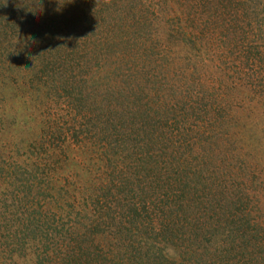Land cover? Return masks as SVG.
Returning a JSON list of instances; mask_svg holds the SVG:
<instances>
[{
  "label": "trees",
  "instance_id": "trees-1",
  "mask_svg": "<svg viewBox=\"0 0 264 264\" xmlns=\"http://www.w3.org/2000/svg\"><path fill=\"white\" fill-rule=\"evenodd\" d=\"M131 1L133 0H0V19L6 24L12 21L9 13H24L26 9L38 8L34 13H30L32 17L39 15L42 19L39 20L37 29L29 27L32 22L29 18L18 15L13 19L15 24L21 25L23 37L30 31L33 34H58L53 33L57 20L60 32L61 24L67 28L69 33L59 35L57 43L56 39H51L49 49L60 51L55 63L57 60H68L72 69L64 75L65 70H70L65 68V63H57L56 67L53 62L46 63L45 88H51L45 91L46 98H49L47 95L53 97L54 94L61 96L58 85L66 84V87H69L68 107L79 112L81 118L87 121L86 124H81V127L86 128L85 135L81 131L82 137H73L77 145L87 150L95 148V155L109 163L113 162V158H117L118 163L130 165L143 179V185L135 189L139 202H128L130 229L111 226L115 215H124L123 209L118 212L114 210L115 205L119 209L122 207L121 203L126 200L121 191L122 173H118L113 179L103 178L95 181V213L87 214V223L84 224L79 212H68L64 209L66 200L60 205L61 197L64 198L65 195L64 186L60 182H52L51 179L47 182L51 172H57L64 153L62 144L55 148L56 143H47L49 139L63 136L54 128L44 126L34 141L30 139L24 143L29 151L40 150L33 154L35 158L30 160L26 157L25 160L19 161V164L11 162L8 167L0 166V181L5 182L8 187L12 186L13 190L7 195L0 190V255L11 259L26 250L28 245V249L33 252L34 264H264V246L258 247L259 252H252L250 249H254V246L247 248L244 244H234L232 247L226 245L219 234L213 233L216 232L215 229L221 230L229 225L230 228L233 227L232 210L235 209V201H240L242 197L234 188H226L218 176L219 170L224 168L218 158L221 149L219 153H215L210 146L211 141L215 143L220 138L216 125H220L221 121L215 116V110V114L210 111L212 99H203V110L201 112L199 109L197 113L209 118L200 119L191 114L177 117L173 115V107L165 104L167 97L151 110L147 101L142 98V90L136 88L139 79L143 78L141 83L145 82V86L152 83L157 88L156 93L167 95L168 92L169 95L172 90L178 94L181 82L188 81L189 77L188 80L185 75L179 79L171 77L160 86L162 83L157 81V75L155 77V74L152 75L153 72L148 70L134 78L138 80L135 88L128 82L132 75L127 64L133 62V59H145L141 49H136L137 46H134L133 42L126 41V29L118 23L117 11L127 4L129 7ZM166 1L170 2L167 4L170 13L179 19L196 23L200 17H206L212 21L205 20L207 25L203 27L213 31H221L226 27L225 30L229 29L227 34L231 33V28L227 26L228 16H239L234 11L236 3L242 5V8H239L241 12H246L245 2H248L206 0L199 9L191 8L181 17L173 1ZM69 2L72 4H65ZM119 2L122 3L121 6H118ZM146 2L145 0L142 4H134L135 7L140 6V13L134 21V26L130 27L131 30L132 27L148 23V17H142L141 13ZM183 3L194 5L188 0H182L181 4ZM231 6L233 10L227 13L226 8ZM205 7H208L209 13L202 12ZM68 8H72L70 15ZM193 16L194 19H191ZM0 31L1 56L2 36L9 33L3 26ZM18 35V29L15 28L14 41ZM167 36L162 41L165 47L168 44ZM191 37L194 38L193 32ZM93 38L106 43L107 47L109 43L120 41L123 47L126 46L125 50L129 51H123L121 55L103 57L114 62L115 67L111 73L95 71V74H85L78 71L79 68L73 69L77 63L87 66L98 58L97 55H101L93 54L91 43L87 41H94ZM62 41L64 42L61 43ZM190 41L191 38L188 40L191 45ZM180 42L177 41L176 44ZM149 44L152 46L150 49L156 48ZM12 63L11 53L7 57L2 56L0 74L7 67L13 68ZM39 63L34 65L41 70L42 63ZM151 64L153 65L152 61ZM58 72L62 73V78ZM141 83L139 86L144 87ZM196 84L197 86H190L193 90L190 93L205 91L208 93L207 97L212 96L207 91L206 84L199 80ZM143 93L145 94V91ZM187 95L189 93L179 95L178 99L184 100ZM189 108L195 114V107L190 105ZM170 121L172 124H169ZM148 125L151 127H147ZM131 131L134 132L133 136ZM214 135L215 138H212ZM205 140L207 142H204ZM211 164L216 165V168H213L216 174L210 178H218L214 192L207 196L204 193L207 190L206 181L209 180L210 170L206 169ZM18 169L22 170L18 179L27 184L15 178L19 173ZM119 171L121 170L117 172ZM24 175L27 176L25 180L22 177ZM45 177L47 178L44 179ZM35 181L39 182L34 183ZM136 181H139V177ZM55 203L58 204L56 207ZM73 203V209L77 211L76 201ZM247 224L244 223L247 227L245 233L248 230L251 234L256 231L257 223L256 226H253L251 221ZM237 235L239 241L245 239L242 234ZM216 236L218 239H215ZM247 240L252 241V238Z\"/></svg>",
  "mask_w": 264,
  "mask_h": 264
},
{
  "label": "rangeland",
  "instance_id": "rangeland-1",
  "mask_svg": "<svg viewBox=\"0 0 264 264\" xmlns=\"http://www.w3.org/2000/svg\"><path fill=\"white\" fill-rule=\"evenodd\" d=\"M146 1L141 13L142 17H148L149 21L132 27V30L130 27L134 26V21L140 13L138 8L140 6L135 7L134 4H142L145 0H133L130 2L129 7H127V4L126 7L117 11L118 23L126 29L128 38L126 41L133 42L134 46H137L136 49H141L145 57L142 61L133 59V62L130 61L127 64L130 70L129 73L132 75L128 82L135 88L138 80L134 78L141 75V72L146 73L148 70L152 71V75L155 74V77L157 75V81L159 80L162 83L160 86L171 77L179 79L185 75L187 80L189 77L188 81L181 82L180 94H176L177 91H174V94L172 90L169 95L166 92L168 96L162 95V92L156 93L157 88L152 83L146 84V86L145 82L141 83L143 78L139 79L140 82L136 88L142 90V98L147 101V106L149 109L152 108L151 110L167 97V103L165 104L173 107V115L177 117L190 116L191 114L200 119L209 118L197 113L199 109L201 112L203 110V99H212L213 105L210 106L212 107L210 111L214 113L215 110V116L221 121L220 125H216L220 138L218 137L219 140L215 143L211 141L210 146L212 152L217 151L219 153V149H221L218 158L224 168L219 170L218 176L221 177L226 188H234L237 193H241L242 197L240 201H235L236 206L232 210L234 217L231 224L234 223L233 227L230 228L231 225H229L221 230L215 229L217 233L215 231L213 233L215 235L219 234L226 245L233 247L234 244L235 246L244 244L247 248L254 246V249L250 250L259 252L258 247L264 246V0L246 1V12H241L239 8H242V5L236 3L234 11L239 16H228L227 26L231 28V33L228 34L226 32L229 29L225 30L226 27L222 28L221 31H213V29L203 27L207 25V21H212V19L206 17H200L196 23L179 19L170 13L167 6L170 3L169 1ZM172 1L180 11L178 15L183 17V13L186 15L191 8L199 9L206 0H188V2L194 4H189V6L185 3L181 4L182 0ZM236 1L238 2V0ZM65 4L71 5L72 2ZM121 5L122 3L119 2L118 6ZM37 9H26L24 13L17 12L16 14L13 11L9 13L12 21L7 24L2 23L0 19L1 25L6 27L9 33L7 36H2L1 39L3 50H1L0 63L2 56L7 57L11 53L13 57V63L11 64L13 68L7 67L0 74V166L2 168L5 165L8 167L11 162L19 164V161L25 160L26 157L30 160L35 158L33 154L40 152V150L33 149V152L32 150L29 151L24 143L30 139L34 141L41 134L40 131L44 126L52 127L63 138L49 139L47 143H56L55 148L62 144L64 155L58 164L57 172L55 173L53 170L47 182L51 179L52 182H60L64 186L63 192L65 195L64 198L61 197L60 205H63V201L66 200L64 209L68 212H79L81 221L86 224L87 214L95 213V181L103 178L113 179L118 173H122L120 176L123 177L121 178V191L126 200L121 203L122 207L119 209L115 205L114 210L118 212L123 209L124 215L118 214L114 218L113 214L112 218L114 219L111 226L130 229L131 216H129L128 202H139L136 198L137 192L135 189L143 185V179L140 174H136L130 165L118 163L117 158H113V162L109 163L95 155V148L87 150L77 145L73 137H82L81 131L84 133L86 128L81 127V124H86L87 121L81 118L79 112L68 107L69 98L67 93L69 87H66V84L58 85L61 96L54 94L53 97L47 95L49 98H46L45 91L51 89L49 86L45 88L47 84L44 78L46 63L53 62L54 64L60 52H57V49L50 51L51 39H56L57 43L59 35L69 32L65 26L63 27V24H61L62 31L60 32V25L57 20V27L54 28L53 33L58 32V34H33L30 31L23 37L21 25L15 24L13 19L17 18L18 15L29 18L32 20L29 27L37 29L40 25L39 20L42 21V19L39 15L34 17L30 15ZM71 9L68 8V15H70ZM232 10L233 6L226 8L227 13ZM202 12L209 13L208 7H205ZM198 17L199 15L196 16V19ZM63 19L65 18L63 17ZM191 19H194V16ZM193 23L195 24L192 26ZM2 26H0V29H2ZM15 28L18 29L19 35L14 41ZM192 32L193 39L191 37ZM1 33L2 31H0ZM166 36L168 44L165 47V45H162V41ZM183 37H185L184 40H182ZM190 38L191 45L188 43ZM93 39L94 41L87 40L91 43L89 44L93 54L95 56L97 54L101 55H97L98 58L92 60L87 66L77 63L73 69L79 68L78 71L85 74H95V71L97 73L98 71L111 73L115 67L114 62L103 57L121 55L120 53L123 51L125 53L129 51L125 50L126 46L123 47L120 41L109 43V47H107L106 43L101 40ZM177 41L181 42L176 44ZM149 43L156 48L150 49L152 46ZM163 46L165 49H163ZM109 51H112V53ZM147 51L148 55H146ZM204 60L206 62H202ZM38 63L39 65L42 63L41 70H38L35 66ZM57 63L60 65L65 63V68L70 69L69 71L65 70L64 75H67L72 69L68 60L66 62L57 60L55 67ZM58 73L62 78V73ZM198 80L206 84V89L212 95L211 97H207L206 94L208 93H205V91L195 94L190 93L193 92L190 86H197ZM140 83L144 87H140ZM62 88H65V90H61ZM198 90L196 87L197 92ZM10 91L13 94H8L11 93ZM143 91H145V94ZM186 93H189L186 99H178L179 95ZM203 95H206V97L202 98ZM218 102L220 103L218 104ZM185 103L187 104L185 105ZM190 105L195 107V114L189 108ZM167 111L169 110L167 109ZM169 124H172L171 121ZM174 126L176 129V125ZM147 127H151V125ZM131 134L133 136L134 132L131 131ZM212 138H215V135ZM37 139L40 143L42 142L40 138ZM57 141L60 143H57ZM213 168H216L215 164L209 165L206 169V171L210 170L208 171L209 180L206 181L207 190L204 193L207 196L214 192V185L218 178H210L211 175L213 177V174H216V170ZM118 170L121 171L117 172ZM17 171L19 173L15 175V178L18 181L22 170L18 169ZM22 177L23 180L27 178L26 175ZM137 177H139V181H136ZM21 182L27 184V182ZM11 187L0 181L1 193L5 192L4 194L7 195V193L13 191ZM74 201H76L77 211L73 209ZM57 205L54 204L55 207ZM248 221L254 223L253 226H256V223L258 225L257 229L253 227L256 231H253L252 234L249 230L245 233L247 227L244 226V223L248 225ZM236 232L239 235L242 234L245 239L239 241ZM247 238H252V241L247 240ZM215 239H218V237L216 236ZM25 248L26 250L11 259L3 258L1 254L2 264H34L33 252L28 249V245ZM262 255L264 254L262 253Z\"/></svg>",
  "mask_w": 264,
  "mask_h": 264
}]
</instances>
